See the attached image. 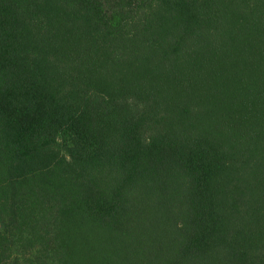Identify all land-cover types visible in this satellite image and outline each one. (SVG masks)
<instances>
[{
	"label": "trees",
	"instance_id": "obj_1",
	"mask_svg": "<svg viewBox=\"0 0 264 264\" xmlns=\"http://www.w3.org/2000/svg\"><path fill=\"white\" fill-rule=\"evenodd\" d=\"M0 218V264L48 220L94 264H264V0H0Z\"/></svg>",
	"mask_w": 264,
	"mask_h": 264
},
{
	"label": "rangeland",
	"instance_id": "obj_2",
	"mask_svg": "<svg viewBox=\"0 0 264 264\" xmlns=\"http://www.w3.org/2000/svg\"><path fill=\"white\" fill-rule=\"evenodd\" d=\"M52 150L61 155V158H66V161L70 164L68 157L69 151L71 150L70 145L63 140H59L56 144L52 145ZM61 166H66L62 163ZM71 166V164H70ZM62 168V167H61ZM11 191L8 192V196L11 198L13 206H19V203L27 201L30 205L35 196L36 192H29V188L34 185H30L29 182H23L20 186H16L17 180H27L25 178L26 173L21 171L20 174L17 170L11 172ZM53 177V173H49L45 178ZM38 194V193H37ZM43 194V192L41 193ZM35 195V196H34ZM43 200V199H42ZM44 201V200H43ZM45 202L49 204V199L46 197ZM45 204V203H44ZM41 207V202L37 203ZM41 208L36 211V214H40ZM55 218V217H54ZM60 218L58 219V221ZM53 220H48L46 223L49 225L45 229L43 237H37L32 239L30 248H21L18 245L13 246L14 257L17 258L16 263L19 264H94L96 260H103L108 256L109 251L104 248L101 239L102 234L97 231L93 226H89L85 223L86 228H81L80 223L77 221L70 225V228L64 230L68 234L66 242L63 247H67L68 250L64 251L61 245L60 238L58 237V231L56 226H51ZM10 223L0 218V230L8 232ZM33 231L30 230L29 233ZM61 236V237H62ZM62 246V245H61ZM59 248V249H58ZM25 252V253H24ZM29 253V254H27ZM96 261V262H99Z\"/></svg>",
	"mask_w": 264,
	"mask_h": 264
}]
</instances>
